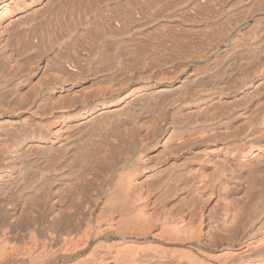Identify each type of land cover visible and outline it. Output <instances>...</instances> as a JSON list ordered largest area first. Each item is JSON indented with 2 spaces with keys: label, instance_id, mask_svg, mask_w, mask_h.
I'll use <instances>...</instances> for the list:
<instances>
[{
  "label": "bare ground",
  "instance_id": "obj_1",
  "mask_svg": "<svg viewBox=\"0 0 264 264\" xmlns=\"http://www.w3.org/2000/svg\"><path fill=\"white\" fill-rule=\"evenodd\" d=\"M43 1L0 0V264H264V0H173L121 67L43 65Z\"/></svg>",
  "mask_w": 264,
  "mask_h": 264
},
{
  "label": "rangeland",
  "instance_id": "obj_2",
  "mask_svg": "<svg viewBox=\"0 0 264 264\" xmlns=\"http://www.w3.org/2000/svg\"><path fill=\"white\" fill-rule=\"evenodd\" d=\"M46 0H44L43 2L44 3H40L39 5H37V6H35V7H33V8H36V7H39V6H41V4L43 5V7H40L41 8V10L43 9H45L44 7H46L47 6V4H49V0H47L46 2H45ZM56 1V2H55ZM58 1V2H57ZM78 1V2H77ZM173 0H53L52 2H50V4H51V6H50V4H49V6H47L46 7V9L44 10V12H40L39 10H40V8H38V9H36L37 10V12L39 11V15L40 16H42V18H43V16L44 15H42L43 13L45 14L46 13V15L44 16L45 18H47V19H45L44 21H43V23H41V25H40V22H42V18L41 19H39L38 21H39V24H38V21H37V23H35V26L37 27V29H38V34H37V32H36V28H35V31H34V33H36V35L38 36L39 35V33H41V35L42 36H40V38H39V36H38V39L36 38V37H34L32 40H34V41H41V42H39V43H37V42H33L32 40V49H34L33 50V52L35 51V49H37L36 47H38V46H40V44H41V49H43V50H45V51H41V49H38V50H36L35 52H42L43 54H41V53H36L37 55L39 54H41L40 56H39V58L41 57V60H42V64L44 63V64H46V63H48L49 64V62L48 61H53L54 59L56 60V62H57V57L59 56L58 55V53L60 54V50H62V55H63V59L62 58H60V56H62L61 54H60V56H59V62H60V59H62V60H64L65 58L64 57H67L65 60H67L68 58H74V56H75V58H77V62H79V60L82 62L83 60H85V58L87 57L86 56V54L87 53H89L90 51H91V53H93L92 51L94 50V48H92V46L93 45H97L99 42H100V46H94V47H96L95 48V50H101V53H104V54H102V57L103 56H105L106 58L109 56V57H111V56H114L115 54L117 55V60H118V56H120L121 58H120V60H119V62L123 59H128V57H129V54H130V57H133L132 59H134V57L136 56L135 54L137 53V57L139 56L138 54H139V52L141 53V51H142V49L145 47V46H147V47H150V49H152L151 47H152V45H151V43H153V42H155V44L154 45H156V47H155V51L157 52V53H159L158 51H161V50H156V49H160V48H164L166 45H168L169 43H167V42H163L162 43V45L160 44H158V42H159V37L161 36V39H162V37H164V39L162 40V41H164L165 40V38H167V36H164L165 34H167L168 32V30L167 31H164V30H166L168 27H167V24H168V26H169V23H167V24H165V26L167 27H164V25L163 26H161V24H163V23H160V22H158V23H151V19H153V17H155V18H157V16H159V15H161V11H162V9H163V11L165 12V14H164V12L162 13V14H164V15H168L170 12H167V11H171V15L169 14V16H172L173 14L175 15V12H176V16L178 15V13L180 14V13H183L184 11H186V10H188V13L189 12H191V10L195 13V11L197 10V8H198V10L200 9L201 10V12H205V13H203V14H201V12L200 13H195V14H197L196 16L197 17H200V15H201V17L202 16H204V17H206V16H208V11L207 10H209V12L211 13V11L213 12V10L215 9V7H216V9L217 8H219L218 6H213L212 4H213V2H211V4H209L210 3V1H212V0H208L207 2H206V5H212L213 7H214V9L212 10L211 8H213V7H210V9H207V8H209L208 6H207V8L204 6V4H205V2H204V0H203V2L204 3H201L202 2V0H201V2L199 3L200 5L199 6H197L198 4H197V0H195V2L193 3V6H194V4H196V7H195V11H194V7L192 6V4H191V7H189V5H187V6H184V5H182L181 3L183 2L182 0V2L180 3V1H179V4L182 6H178V8L176 9V6H177V2H178V0H176V1H173ZM184 1H186V0H184ZM188 1H190V0H188ZM199 1V0H198ZM206 1V0H205ZM48 2V3H47ZM54 2V3H53ZM65 2H67V3H65ZM166 2V3H165ZM172 2V4H174V2H176L175 3V5L174 6H172V4L171 5H169L170 3ZM69 3V4H68ZM75 3V4H74ZM168 3V4H167ZM208 3V4H207ZM165 4H167V5H165ZM203 4V5H202ZM46 5V6H45ZM72 5H74L73 7H72ZM79 5V6H78ZM169 5V6H168ZM202 5V6H201ZM256 5H258V4H255L251 9H257L258 7H255ZM62 6V7H61ZM68 6V7H67ZM70 6V7H69ZM184 6V7H183ZM167 7H169V8H167ZM175 8V10L176 11H174L173 9H171V8ZM180 7V8H179ZM186 7V8H185ZM55 8H56V10H55ZM59 8V9H58ZM92 8V9H91ZM165 8V9H164ZM182 8V9H181ZM186 10H185V9ZM187 8H189V9H191V10H189V9H187ZM71 9V10H70ZM169 9V10H168ZM178 9H181V10H183L184 9V11H181V10H178ZM207 9V10H206ZM35 10V11H36ZM49 10H50V12H49ZM55 10V11H54ZM77 10V11H76ZM92 10H93V12H92ZM153 10H154V13H152L153 12ZM158 10H160V13H159V15H158ZM178 10V11H177ZM198 10L196 11V12H198ZM211 10V11H210ZM218 10V9H217ZM54 11V12H53ZM68 11V12H67ZM73 11H76V12H73ZM79 11V12H78ZM97 11V12H96ZM152 11V12H151ZM174 13H173V12ZM215 11V10H214ZM63 12H64V14H63ZM92 12V13H91ZM208 14H207V13ZM40 13H42V14H40ZM50 13H52V14H50ZM56 13V14H55ZM69 13V14H68ZM96 13V14H95ZM148 13H150V14H148ZM156 13V16H154V14ZM168 13V14H167ZM186 12H184L183 14L185 15V16H187L186 14H185ZM71 14V15H70ZM146 14V15H145ZM153 15V17H152V15ZM183 14H181L179 17H181V18H186V17H184V15ZM190 14H192V12L190 13ZM200 14V15H199ZM47 15L49 16V17H51V19H49V17H47ZM86 15V16H85ZM93 15V16H92ZM148 15V17H146ZM199 15V16H198ZM210 15V14H209ZM39 16V17H40ZM83 16V17H82ZM137 16V17H136ZM151 16V17H150ZM162 16V15H161ZM63 17V18H62ZM74 17V18H73ZM81 19H80V18ZM145 18V20H147V21H145V20H143L144 18ZM160 17V16H159ZM72 18H73V20H72ZM139 18H141V21H140V19ZM148 18H151V19H148ZM154 18V19H155ZM48 19L50 20V21H48ZM58 21H57V20ZM138 19V20H137ZM64 20H66V21H64ZM71 20V21H70ZM78 20H80V21H78ZM46 21V22H45ZM53 21V22H52ZM60 21V22H59ZM82 21V22H81ZM144 21V23L145 22H147V24H143L142 22ZM56 22H58L57 24H56ZM73 22V23H72ZM59 23L61 24V26L63 27L64 26V28L66 27V26H69V27H66L65 29H63V31H59L62 27H59L60 25H59ZM76 24V23H78L79 25L75 28L74 26H76L75 24L73 25V29H74V32H75V29H79V28H81L80 30H82L83 29V27H85L84 29H83V31L81 32V34L79 35V33H77V31L78 32H80V30H76V33H72L73 32V29L71 28V26H72V24ZM82 23H83V25H82ZM140 24V26H138L137 24ZM37 24H38V26H37ZM45 24V26L48 24L49 26H46L47 28H44L42 25H44ZM69 24H71V26L69 25ZM85 24H87V25H85ZM150 24H152L151 26H150ZM159 25V27H158V25ZM137 25V26H136ZM147 25V26H146ZM149 25V26H148ZM154 25H156V26H154ZM39 26H42V27H39ZM58 26V28H56ZM81 26V27H80ZM145 26V27H144ZM171 26H172V28H171ZM39 27V28H38ZM134 28V30H131V29H133ZM161 27V28H160ZM162 27H164V29L162 28ZM60 28V29H59ZM125 28V29H124ZM136 28H138L137 30H135ZM157 28V29H156ZM160 28V29H159ZM169 28H171V30L174 28L173 27V24H171L170 25V27ZM168 28V29H169ZM39 29H40V31L42 30L43 32H45L46 34H48V35H46L45 33H43L42 31L41 32H39ZM68 29H70V30H72V31H70L69 30V37H67V36H65V35H68ZM140 29V30H139ZM158 29H159V31H158ZM163 29V30H162ZM48 30H51V31H53V30H55V32H52V34H53V36L51 35V33H49V31ZM62 30V29H61ZM161 30V31H160ZM64 31H66V32H64ZM91 31V32H90ZM155 31V32H154ZM164 31V32H163ZM84 32V33H83ZM120 32L122 33V35L120 34ZM123 32H124V34H123ZM127 32H129V33H127ZM131 32V33H130ZM136 32V33H135ZM143 32V33H142ZM158 32H159V34H158ZM161 32V33H160ZM165 32H167V33H165ZM65 33H67V34H65ZM105 33V34H104ZM132 33H135L136 34V36H134L133 35V40H132ZM150 34L151 33V36L150 37H147L145 34ZM103 34V36L105 35H107L106 37L104 36L103 37V39H102V36H100V35H102ZM126 34V36H124ZM130 36H129V35ZM137 34H138V36L140 37V35H141V39L138 37L137 39H136V37H137ZM161 34V35H160ZM162 34H164V35H162ZM24 35H26V34H24ZM51 35V36H50ZM109 35H110V37H109ZM115 37H114V36ZM119 35V36H118ZM121 35V36H120ZM153 35V36H152ZM45 36V37H44ZM47 36L49 37V39L47 38ZM55 36H56V38H55ZM59 36H64L63 38H62V40H61V38H60V40H61V42L60 41H58L59 40ZM75 36V37H74ZM100 36V37H99ZM129 36V37H128ZM22 37H25V36H22ZM21 37V39H18V42L21 40H26V38H22ZM41 37H42V39H41ZM65 37H67V38H65ZM120 37V38H119ZM156 37H158V38H156ZM44 38H47V39H44ZM71 38H73V39H71ZM121 38H123V40H121ZM125 38V39H124ZM37 39V40H36ZM54 39V40H53ZM63 39H65V40H63ZM75 39V40H74ZM99 39V40H98ZM153 39H156V41L155 40H153ZM49 40V41H48ZM57 40V41H56ZM138 42H137V41ZM150 40V41H149ZM158 40V41H157ZM23 41L22 42H19L18 43V45L19 46H21V45H24V46H26L27 44L26 43H28V41L26 40L25 41V44L23 43ZM119 41H122V42H120L119 43ZM136 43H135V42ZM145 41V42H144ZM148 41H149V43L150 44H148ZM153 41V42H152ZM52 42V43H51ZM57 42H60V43H57ZM98 42V43H97ZM157 42V43H156ZM161 42V41H160ZM34 43H35V46L36 47H34L33 45H34ZM101 43H103L102 45H101ZM146 43V44H145ZM21 44V45H20ZM37 44H38V46H37ZM43 44H44V46H43ZM58 44V45H57ZM65 44H69L68 46H69V48H67V45L65 46ZM70 44H72L73 46H74V48H76L78 51L77 52H80V53H74V52H76V49H74V52H72V51H68L69 49L70 50H72V48H73V46L72 45H70ZM77 45V46H75V45ZM87 44H89V45H91L90 46V48H92L91 50L89 49V46L87 45ZM79 45V46H78ZM87 45V46H86ZM144 45V47L142 48V46ZM148 45H150V46H148ZM159 45V46H158ZM48 46H52V48L51 47H48ZM70 46H72V47H70ZM82 46H84V48H81ZM102 46H103V48H102ZM158 46V47H157ZM160 46H162V47H160ZM31 47H29V48H31ZM34 47V48H33ZM39 47V48H40ZM46 47H48L47 49H46ZM56 47V49H54ZM87 47H88V49H87ZM127 47V48H126ZM147 47H146V49H147ZM153 47V48H154ZM21 48H24V47H22L21 46ZM28 48V50H30V51H32V49H29ZM45 48V49H44ZM49 48H51L50 50H52V51H46V50H48ZM63 48V49H62ZM64 48H65V50L66 49H68L67 51L69 52H67V51H65L64 50ZM86 48V50H88L87 52L86 51H82V49L84 50ZM101 48V49H100ZM25 50V49H24ZM56 50H58L59 52H57V55L55 54L56 53ZM80 50V51H79ZM90 50V51H89ZM94 50V53L96 52L97 53V51H95ZM144 51H145V49H143ZM148 50H149V48H148ZM63 51H65V52H63ZM127 51H129L127 54H126V52ZM144 51H142V53H141V56H139L138 57V59L139 58H142V56H144V54H146V55H149L148 54V52H150L151 53V51L152 52H155V51H153V50H151V51H146V53H144ZM35 52H34V55H35V57H37V55L35 54ZM49 52V53H48ZM51 52V53H50ZM52 52H53V55H50V54H52ZM55 52V53H54ZM100 51H98V53H97V59H102L100 56H101V53H99ZM114 52V53H113ZM135 52V53H134ZM155 52V53H156ZM45 53V54H44ZM47 53V54H46ZM71 53V54H70ZM84 54V56H83V54ZM131 53L133 54V55H135V56H131ZM98 54H100L99 55V57H98ZM111 54V55H110ZM112 54H114V55H112ZM57 57H56V56ZM90 54H88V56H89ZM106 55H108V56H106ZM145 55V56H146ZM46 58V56H47V58L49 59V60H47V62L45 63V60L47 59H45L44 60V57ZM69 56H71V57H69ZM125 58H124V57ZM50 57V58H49ZM56 57V58H55ZM105 57H103V58H105ZM108 57V58H109ZM116 57V56H115ZM74 58V59H75ZM88 58V57H87ZM86 58V59H87ZM104 59V61H102V66H106V65H112V64H108L109 62H110V60L111 59H113V57L111 58V59ZM132 59H130L131 61H132V63L134 64L135 63V60L136 59H134V61L132 60ZM54 60V61H55ZM64 60V61H65ZM107 60H108V63H107ZM129 60V59H128ZM127 60V61H128ZM98 61V60H97ZM116 62L117 63V61H115V59H113V60H111V62L110 63H113L114 65H115V63L114 62ZM127 61H125V63H128V64H130L131 66H132V63H130L129 61L127 62ZM61 62H63V61H61ZM60 62V63H61ZM103 62H105L104 64H103ZM122 63V62H121ZM43 64V65H44ZM47 64V65H48ZM117 65H119V63H117ZM123 65H125L124 64V62H123ZM122 65V68H124V66ZM45 67H47V66H44V68ZM117 67H121V64L119 65V66H117ZM126 67H127V64H126ZM67 71V70H66ZM69 71V70H68Z\"/></svg>",
  "mask_w": 264,
  "mask_h": 264
}]
</instances>
